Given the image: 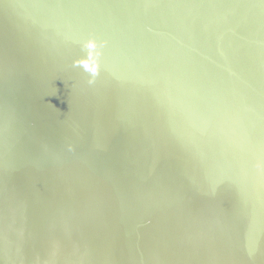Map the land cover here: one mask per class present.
<instances>
[{
	"label": "water",
	"instance_id": "95a60500",
	"mask_svg": "<svg viewBox=\"0 0 264 264\" xmlns=\"http://www.w3.org/2000/svg\"><path fill=\"white\" fill-rule=\"evenodd\" d=\"M0 264H264V5L0 0Z\"/></svg>",
	"mask_w": 264,
	"mask_h": 264
},
{
	"label": "snow or ice",
	"instance_id": "6c2138e0",
	"mask_svg": "<svg viewBox=\"0 0 264 264\" xmlns=\"http://www.w3.org/2000/svg\"><path fill=\"white\" fill-rule=\"evenodd\" d=\"M259 3L261 5H264V0H259ZM85 39H93V40H96L97 42L101 41L104 39L103 35L101 34H97V33H87L85 36H84ZM91 46V45H90ZM255 246L254 244L253 245H250L249 247V255L252 256L255 254Z\"/></svg>",
	"mask_w": 264,
	"mask_h": 264
}]
</instances>
